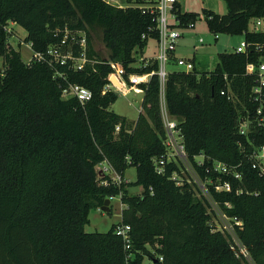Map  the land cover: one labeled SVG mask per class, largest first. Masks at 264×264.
Returning a JSON list of instances; mask_svg holds the SVG:
<instances>
[{
  "label": "trees",
  "instance_id": "trees-1",
  "mask_svg": "<svg viewBox=\"0 0 264 264\" xmlns=\"http://www.w3.org/2000/svg\"><path fill=\"white\" fill-rule=\"evenodd\" d=\"M125 1L118 6L106 0H0V264H143L145 259L147 264H251L230 234L211 223L210 205L196 194L182 164L170 161L162 174L155 172L154 159L166 153L157 76L140 84L143 96L134 122L108 109L117 98L116 92L101 93L111 61L127 73L157 69L153 60L131 66L148 40L158 36L154 13L142 6H154L156 0ZM224 2V14L202 9L215 36L242 35L249 19L264 17V0ZM174 12L180 26L199 16L182 11L179 2ZM10 22L25 30L23 41L39 52L59 47L65 38L62 48L77 55L78 33H84L94 62L83 70L48 60L25 63L8 41ZM96 29L108 59L86 34ZM246 60L241 53L221 52L212 71L170 72L164 103L178 120L187 156L201 177L203 166L194 160L199 154L205 165L208 157L231 169L219 175L230 189L209 185L211 197L240 222L232 225L252 263L264 264V174L252 168L250 158V142L262 141L264 126L247 135L237 128L242 104L251 114L256 108L248 99L254 80L244 74ZM68 83L89 88L91 99L81 105L73 97L62 98ZM228 88L234 100L220 94ZM100 163L119 181L100 172ZM130 166L136 170L133 182L123 179ZM130 185L142 191L132 194ZM113 196L123 205L120 220L105 232H85L89 210ZM119 224L130 226L129 249L115 231Z\"/></svg>",
  "mask_w": 264,
  "mask_h": 264
},
{
  "label": "built area",
  "instance_id": "built-area-1",
  "mask_svg": "<svg viewBox=\"0 0 264 264\" xmlns=\"http://www.w3.org/2000/svg\"><path fill=\"white\" fill-rule=\"evenodd\" d=\"M176 2H178V0H156L154 6L142 5L144 6L143 10L153 12L155 16L156 29L158 32V36L155 39L156 55L148 59L140 57L141 63L134 62L131 66L141 67L142 65L148 64L150 60H153L157 63V69L141 74L127 73L126 69L120 63L111 61L110 65L112 70L107 76L108 82L101 88L102 94L107 91L116 93L118 91H123L126 85L130 88L138 87L140 84L146 83L149 78L155 74L159 81L160 95H162L164 102V85L168 74L172 71L190 72L193 70L195 67L193 55L189 58L173 57L178 41L181 38V32L179 30V27H181L179 25L180 21L176 18L174 12ZM190 25H192V23H188L186 26ZM7 29L8 32L11 33L9 27ZM247 34H262L263 37L260 39H250L246 37ZM78 35L79 39L77 40V43L80 47V52L77 55L73 54L70 49L65 50L62 48V45L65 43V38H63L59 47L50 46L45 52L33 51L30 48L31 54L29 59L24 62L28 63L30 60L43 62L48 60V63L54 61L62 65H67L74 70H83L85 65L87 63H93L94 59L87 56V44L84 33H78ZM242 36V40L235 47L224 52L244 54L247 58L244 66V74L251 76L254 80L249 91L248 99L251 102L256 103V108L253 111V114H251L249 107L242 104L244 113H241L238 117V132L242 135H247L256 130L257 127L264 126V17H254L249 19L247 28ZM216 37L217 36H215V38ZM198 41L202 43L203 39L199 38ZM28 46L30 47V44H28ZM224 78L226 79L225 74ZM220 94L225 95L228 99L234 100V95L229 88L220 90ZM61 96L64 99L73 97L81 105H84L91 99L92 92L89 88L79 83H68L67 86L63 88ZM160 113L165 133L163 143L166 147V153L158 159H154L153 165L155 172L162 174L165 165L170 161L182 164L190 176V182L195 186L196 194L208 201L209 205L213 207V204L216 203L211 197L209 185H212L216 191L229 190V182L224 181L221 183L219 181V175H229L231 169L222 161L209 159L208 157H206L208 163L205 165V156L199 154L194 157V160L198 166H203L202 170L205 175L204 177H201L187 156L178 120L168 114L165 103L160 107ZM118 130L119 126L117 125L115 126V131ZM250 145L252 146L250 153L251 166L262 175L264 174V137L259 143H254L252 141L250 142ZM103 164L104 163H100L98 165L99 171L108 173L110 170L109 167ZM210 172L216 175L215 179L209 176ZM232 174L234 178H240L239 172H232ZM172 177L176 178V175L173 174ZM114 181H119L117 175ZM103 183L106 182L103 181ZM231 221L236 224L240 223L235 218H231ZM129 230L130 226L127 224H119L115 230L116 233L122 237L126 249L130 248ZM239 251L245 257H249L242 244ZM160 259L162 258L160 257Z\"/></svg>",
  "mask_w": 264,
  "mask_h": 264
},
{
  "label": "rangeland",
  "instance_id": "rangeland-1",
  "mask_svg": "<svg viewBox=\"0 0 264 264\" xmlns=\"http://www.w3.org/2000/svg\"><path fill=\"white\" fill-rule=\"evenodd\" d=\"M109 3L118 5V2L125 4V0H107ZM180 1L181 9L186 12H197L196 20L190 26H181L179 30L181 32V40L184 43L181 44L180 56L191 57L194 55V65L198 72L212 71L215 67L217 56L219 53L229 51L235 47L243 38L241 34H224L218 33L217 38L207 28L206 21L202 16V9H212L218 14H224L226 12V4L224 0H178ZM8 27L12 29L8 37L13 47L20 52L21 58L24 60L29 59L31 54L30 47L23 41L26 35L25 30L15 23H9ZM90 37L93 49L100 54L101 58L108 59V51L101 40L100 29L88 30L86 32ZM199 38L203 39V42L198 41ZM154 39H149L147 46L144 47L142 54L137 55V61L140 62V57L143 56H154L156 55V46ZM4 69L3 59L0 56V72ZM143 91L141 87H126L123 91L117 92L116 100L111 103L108 107L109 110L114 113L125 117L128 121L134 122L139 114L141 107V100ZM162 95H160V107L163 105ZM111 170L108 171V174ZM188 173V172H187ZM110 176V174H109ZM112 179H116V175L111 172ZM136 177V170L134 166H130L124 173L125 181L133 182ZM128 191L132 194H137L142 191V187L139 185H130ZM102 206V205H101ZM100 206V207H101ZM98 208H91L88 213V222L84 226L85 232H105L114 223L120 220V211L123 205L120 201L119 196H113L110 198V204H108L109 211L104 212ZM212 213L211 223L218 229L229 232L234 244L238 249L241 247V243L238 241L235 231L232 227L231 218L227 217L216 204L213 207L210 206ZM251 264L252 261L246 256ZM145 259L143 264H147Z\"/></svg>",
  "mask_w": 264,
  "mask_h": 264
},
{
  "label": "crops",
  "instance_id": "crops-1",
  "mask_svg": "<svg viewBox=\"0 0 264 264\" xmlns=\"http://www.w3.org/2000/svg\"><path fill=\"white\" fill-rule=\"evenodd\" d=\"M179 3H180V1H178ZM181 4V3H180ZM126 5V2H125V4H121V3H119L118 2V6H125ZM182 8V7H181ZM182 10V9H181ZM182 11H184V10H182ZM10 23H13V22H10ZM10 29V28H9ZM10 31H12V29H10ZM10 34H12V33H9V35ZM8 41H9V39H8ZM154 42H155V40H154ZM9 43L12 45V43L9 41ZM182 43H184V41L183 40H181V38L179 39V41H178V44H177V47H176V50H175V52H174V55H173V57H183V56H180L179 54V52H181L179 49H180V47H181V44ZM27 44V43H26ZM28 45V44H27ZM13 46V45H12ZM147 46V45H146ZM145 46V47H146ZM155 46H156V43H155ZM144 53V52H143ZM155 56V55H154ZM154 56H143V58H145V59H148V58H152V57H154ZM194 56V55H193ZM173 59V58H172ZM23 61H25L24 59H22ZM194 62H195V57H194ZM171 67H173V66H171ZM0 77H1V72H0ZM164 96V95H163ZM104 165V164H103ZM112 173H114V172H112ZM110 174V176H111V172L109 173ZM115 174V173H114ZM116 175V174H115ZM113 178V177H112ZM123 179H124V176H123ZM125 180V179H124ZM109 204H110V202H109Z\"/></svg>",
  "mask_w": 264,
  "mask_h": 264
},
{
  "label": "water",
  "instance_id": "water-1",
  "mask_svg": "<svg viewBox=\"0 0 264 264\" xmlns=\"http://www.w3.org/2000/svg\"><path fill=\"white\" fill-rule=\"evenodd\" d=\"M110 202V198H106L102 204V206L100 207V209L104 212H108L109 211V207L108 204Z\"/></svg>",
  "mask_w": 264,
  "mask_h": 264
}]
</instances>
